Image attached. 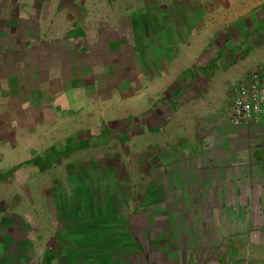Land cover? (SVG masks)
<instances>
[{"label":"crops","instance_id":"1","mask_svg":"<svg viewBox=\"0 0 264 264\" xmlns=\"http://www.w3.org/2000/svg\"><path fill=\"white\" fill-rule=\"evenodd\" d=\"M264 0H0V264H264Z\"/></svg>","mask_w":264,"mask_h":264},{"label":"built area","instance_id":"2","mask_svg":"<svg viewBox=\"0 0 264 264\" xmlns=\"http://www.w3.org/2000/svg\"><path fill=\"white\" fill-rule=\"evenodd\" d=\"M228 124L235 127L264 126V64L233 87Z\"/></svg>","mask_w":264,"mask_h":264}]
</instances>
